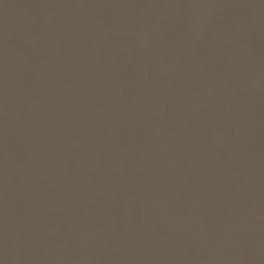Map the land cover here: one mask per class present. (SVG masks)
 I'll return each instance as SVG.
<instances>
[{
	"label": "water",
	"instance_id": "95a60500",
	"mask_svg": "<svg viewBox=\"0 0 264 264\" xmlns=\"http://www.w3.org/2000/svg\"><path fill=\"white\" fill-rule=\"evenodd\" d=\"M0 264H264V0H0Z\"/></svg>",
	"mask_w": 264,
	"mask_h": 264
}]
</instances>
